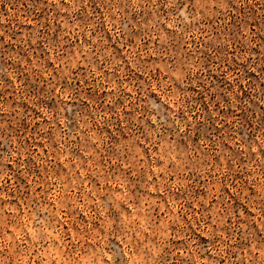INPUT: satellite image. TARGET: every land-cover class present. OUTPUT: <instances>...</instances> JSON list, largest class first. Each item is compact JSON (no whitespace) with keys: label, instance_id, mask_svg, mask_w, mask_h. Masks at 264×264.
Returning a JSON list of instances; mask_svg holds the SVG:
<instances>
[{"label":"rangeland","instance_id":"obj_1","mask_svg":"<svg viewBox=\"0 0 264 264\" xmlns=\"http://www.w3.org/2000/svg\"><path fill=\"white\" fill-rule=\"evenodd\" d=\"M0 264H264V0H0Z\"/></svg>","mask_w":264,"mask_h":264}]
</instances>
